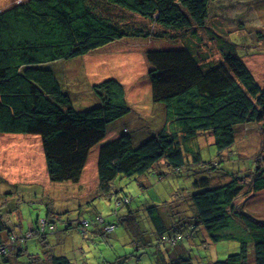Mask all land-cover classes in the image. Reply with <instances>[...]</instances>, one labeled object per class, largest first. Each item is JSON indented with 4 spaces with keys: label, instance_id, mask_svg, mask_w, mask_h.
I'll return each instance as SVG.
<instances>
[{
    "label": "trees",
    "instance_id": "1",
    "mask_svg": "<svg viewBox=\"0 0 264 264\" xmlns=\"http://www.w3.org/2000/svg\"><path fill=\"white\" fill-rule=\"evenodd\" d=\"M124 13L149 21L160 32L132 27L123 21ZM195 27L178 0H21L0 9V135L40 137L50 181L78 182L90 149L103 141L109 125L126 117L132 108L124 86L109 78L90 87L92 107L76 109L66 74L56 62L82 58L125 38L195 37ZM247 32L264 45L261 30ZM212 39L221 57L217 62L200 55L192 40H187L181 50L149 52L147 78L152 101L161 104L162 124L139 145L124 129L98 152L97 187L101 196L117 193L112 186L116 178H135L147 188L166 178L164 170L184 173L191 168L184 175L188 179L192 176L194 190L188 220L171 211L166 226L160 207L150 204L145 214L128 211V216L117 220L146 248L143 233L153 235L160 264L166 263L171 252V264H193V255L184 246L188 235L195 239L194 246H204V251L210 248L207 240L213 246L221 241L238 246L224 260L203 258V263L196 264H259L252 259L251 250L264 248V221L236 203L240 195L248 198L264 191V87L237 54L239 45L224 34ZM251 125L259 127L263 154L243 164L238 160L222 162L221 154L235 146L237 129ZM204 134L213 137L212 145L204 149L191 145ZM208 157L217 163L210 164L213 173L224 178L218 184L215 177L205 175L210 169ZM5 199L0 203V264H13L10 256L24 264H74L46 248L50 245L45 236L54 224L49 220L51 209H47L44 230L36 220L26 235L18 237L14 232L18 223L12 221L9 226L5 221L7 212L18 210L16 201L5 204ZM118 202L119 207L129 204L126 197ZM94 217L96 220H67L63 231H78L85 239L86 227L91 226L92 233L111 235L114 224ZM110 227L113 230L107 231ZM30 239L47 251L31 254L33 250L26 246ZM181 244L185 252L178 254L175 249Z\"/></svg>",
    "mask_w": 264,
    "mask_h": 264
},
{
    "label": "rangeland",
    "instance_id": "2",
    "mask_svg": "<svg viewBox=\"0 0 264 264\" xmlns=\"http://www.w3.org/2000/svg\"><path fill=\"white\" fill-rule=\"evenodd\" d=\"M19 1L21 0H0V9ZM178 2L198 26L195 27V37L187 35L185 39L158 40L125 38L82 58L56 62L66 74V85L76 109L84 110L92 107L90 87L109 78L118 80L124 86L127 101L132 108L126 117L109 125L103 141L90 149L78 182L50 181L40 137L0 135V193H3L0 203H4L2 200L5 198V204L16 201L17 212H7L5 221L9 226L12 221L18 223L19 227L14 229L18 237L26 235L36 220H40L41 230H44L45 215L47 209L49 211L51 209L49 220H54L55 225L49 227V232L45 236L50 245V248L46 247L48 250L54 249L53 252L65 255L74 264H153L157 261L153 235H150L149 231L143 233V238L148 243L146 248L142 246V241H136L127 227L121 222L118 224L117 220L123 215L128 216V211L145 214L148 204L160 207L166 226L167 216L171 211L179 212L185 220H188L191 215L190 193L194 190L192 176L188 174V179L184 175L191 168H187L184 173L164 170L167 173L166 178L161 182H153L147 188L141 187V181L137 182L135 178H116L112 186L113 192L117 193L112 195H99L97 187V159L102 145L118 138L124 129L133 135L134 144L139 145L162 124L164 116L160 111L161 104L152 101L151 85L147 78L149 52L181 50L187 40H192L200 55L208 56L209 61L217 62L221 57L212 38L217 34H224L232 44L239 45L236 49L237 54L243 57L256 82L264 87V45L254 39L251 32H247L251 29L253 32L261 30L264 33V0H178ZM122 16L123 21L132 27L154 28L156 33L160 32L149 21L136 15L124 13ZM117 19L119 20V16ZM258 129V125L238 128L235 146L233 150L221 154L222 162L238 160L243 164L258 154H263L262 136ZM196 144L201 149L208 148L213 144V137L210 134L199 135L191 145ZM206 160L209 161L207 165L209 167L211 163L217 165L211 157ZM190 167L195 168L192 165ZM212 168L214 167H210L205 175L215 177L214 181L217 184L222 182L224 178L219 177L216 172L213 173ZM123 197L128 198L129 204L119 207L117 201ZM22 198L25 199L24 203ZM236 203L242 204L245 212L255 219L264 221V191L248 198L240 195ZM95 215L106 223L114 224L115 229L111 235L103 236L96 231L92 233L91 226L86 227L88 234L84 235L85 239L78 231H71L69 234L63 231L67 220H96ZM142 227L145 225L143 224ZM185 240L187 242L184 246L193 255V264L203 263V258L207 261L224 260L238 247L237 243L226 241L213 246L211 241L207 240L210 248L204 251L203 245L202 248L194 246L195 239L189 235ZM26 246L33 250L34 253L31 254L41 252L42 255L47 251L35 239L26 240ZM175 252L178 254L185 252L183 245L177 247ZM173 254L171 252L166 256L165 264L172 263ZM251 257L255 262L264 264V248L257 246L252 249ZM9 260L13 264H24L15 261L12 256ZM31 264H49V262L39 261ZM157 264L160 262L157 261Z\"/></svg>",
    "mask_w": 264,
    "mask_h": 264
},
{
    "label": "built area",
    "instance_id": "3",
    "mask_svg": "<svg viewBox=\"0 0 264 264\" xmlns=\"http://www.w3.org/2000/svg\"><path fill=\"white\" fill-rule=\"evenodd\" d=\"M106 230H107V231H112V230H113V228H111V227H110V228H107Z\"/></svg>",
    "mask_w": 264,
    "mask_h": 264
}]
</instances>
